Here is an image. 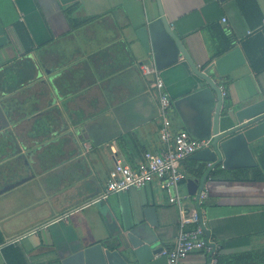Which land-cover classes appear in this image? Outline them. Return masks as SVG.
<instances>
[{"label": "crops", "instance_id": "obj_1", "mask_svg": "<svg viewBox=\"0 0 264 264\" xmlns=\"http://www.w3.org/2000/svg\"><path fill=\"white\" fill-rule=\"evenodd\" d=\"M257 2L264 22V0ZM72 4V17L92 19L72 27L64 11ZM161 4L199 69L239 48L243 61L226 64L223 76L211 75L225 97L264 96V69H252L241 43L252 29L235 0ZM158 15L157 0H0V105L9 122L0 129V264H8L2 252L7 244L19 249L25 264H60L67 251L110 233L88 203L96 196H86L104 189L118 161L133 166L144 151L162 147L154 77L140 67L154 64L140 28ZM15 23L28 33L30 50ZM160 74L172 99L195 89L198 81L182 56ZM172 121L183 128L174 107ZM263 145L264 136L250 143L256 161ZM192 163L189 156L180 162L188 176ZM179 191L187 194L185 181ZM105 200L122 231L144 224L155 232L157 245L172 247L181 212L157 180L109 193ZM184 204L185 211L197 208L190 197ZM200 210L209 241L217 244L211 255L210 249L195 250L183 264H210L213 256L217 264L237 261L240 254L264 248V196L207 197Z\"/></svg>", "mask_w": 264, "mask_h": 264}, {"label": "water", "instance_id": "obj_2", "mask_svg": "<svg viewBox=\"0 0 264 264\" xmlns=\"http://www.w3.org/2000/svg\"><path fill=\"white\" fill-rule=\"evenodd\" d=\"M224 1V0H220ZM159 15L147 21L140 28L141 41L147 52L152 53L154 65L162 69L185 58L198 77L196 88L172 100L183 128L195 139L210 137L209 145L189 155L193 160L191 174L185 179L187 194L195 196L196 209L204 231V243L210 247V255L217 243L209 241L210 230L203 221L199 193L206 190L208 197L221 196H264V180L226 179L212 175V171L253 167L257 161L250 143L264 136V96L250 94L238 100L222 95L216 71L223 76L226 64L234 65L237 58L244 60L239 48H233L199 69L187 54L180 39L169 26L161 0H157ZM233 61V63H231ZM216 74V75H217ZM8 118L0 105V129L7 128ZM17 151L21 147L15 142ZM91 193L86 199L98 196ZM98 194V195H96ZM89 204L109 225L110 233L88 245L80 244L59 256L60 264H167V256L160 253L162 246L156 243V234L144 224L125 227L124 231L114 225V217L105 198L91 199ZM110 218V221H107ZM112 226H115L112 229ZM218 264H249L240 261L220 259ZM264 264V263H251Z\"/></svg>", "mask_w": 264, "mask_h": 264}, {"label": "built area", "instance_id": "obj_3", "mask_svg": "<svg viewBox=\"0 0 264 264\" xmlns=\"http://www.w3.org/2000/svg\"><path fill=\"white\" fill-rule=\"evenodd\" d=\"M140 67L144 73L152 74L154 77L153 86L157 97V111L160 119L159 136L162 147L157 153L144 151L142 159L133 166L122 161L115 163L109 171L104 189L95 197V200L106 198L112 192L129 187H143L157 180L164 189L168 202L176 205L181 212L180 227L174 244L170 248H162L160 253L167 256V264H183V260L191 252L203 248L209 250L210 247L204 243V231L197 209L184 210V201L189 197L195 201V196L182 194L179 191L180 183L187 177L186 171L180 168V162L197 149L208 146L210 137L195 139L184 128H174L173 99L166 90L160 69L154 64H142ZM221 90L222 95L226 96L224 88L221 87ZM207 197L206 190H202L198 197L199 204ZM186 222H192L193 226L185 227ZM210 264H217L215 256L211 257Z\"/></svg>", "mask_w": 264, "mask_h": 264}, {"label": "trees", "instance_id": "obj_4", "mask_svg": "<svg viewBox=\"0 0 264 264\" xmlns=\"http://www.w3.org/2000/svg\"><path fill=\"white\" fill-rule=\"evenodd\" d=\"M235 5L246 26L252 29L250 33H248V35H245L242 38L241 43L250 66L253 70H255V72H258L264 69V22L262 11L258 5L257 0H235ZM75 6V4H72L71 6L67 7L64 10L65 13L67 15H70ZM69 17L72 27H78L88 20L92 19V17L89 16L82 19L72 17L71 15ZM214 24L218 25L217 23ZM15 27L25 50H30V48L32 47V43L28 33L23 28V25H21V23H15ZM221 173L222 170L219 169L212 171V175H214V177L215 174H217L220 175V177L222 176L226 179L264 180V145L257 151V164L255 166L229 170L226 173L224 172L223 174ZM3 243V237L0 232V245H2ZM2 252L4 253L5 259L8 264H15L14 261L11 260V256H13L14 260L18 261L20 264H25L22 254L16 246L7 244L2 247ZM240 255L241 259H237V261L240 262H264V248L259 251H252Z\"/></svg>", "mask_w": 264, "mask_h": 264}, {"label": "rangeland", "instance_id": "obj_5", "mask_svg": "<svg viewBox=\"0 0 264 264\" xmlns=\"http://www.w3.org/2000/svg\"><path fill=\"white\" fill-rule=\"evenodd\" d=\"M205 201V200H204Z\"/></svg>", "mask_w": 264, "mask_h": 264}]
</instances>
